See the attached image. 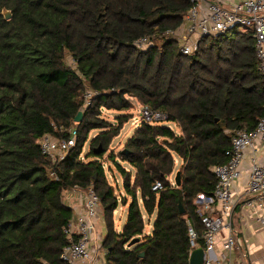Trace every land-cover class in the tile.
Instances as JSON below:
<instances>
[{
	"label": "trees",
	"instance_id": "1",
	"mask_svg": "<svg viewBox=\"0 0 264 264\" xmlns=\"http://www.w3.org/2000/svg\"><path fill=\"white\" fill-rule=\"evenodd\" d=\"M190 8L189 0H0V264H67L61 255L73 209L64 193L91 185L102 202L107 264H189L188 221L203 247L195 201L214 193L211 169L228 161L227 133L254 130L264 118V76L253 36L238 30L203 38L192 56L174 40L153 43L178 29ZM142 38L151 42L146 49L136 46ZM88 89L99 95L86 106ZM132 99L166 114L180 132L142 121L124 146L128 155L119 153L132 170L110 156L131 198L119 231V199L99 160L133 118ZM103 110L127 114L113 124ZM73 128L76 145L52 164L40 138L68 139ZM178 159L175 188L169 179ZM156 181L161 191L152 190ZM146 217L154 218L149 235Z\"/></svg>",
	"mask_w": 264,
	"mask_h": 264
},
{
	"label": "built area",
	"instance_id": "2",
	"mask_svg": "<svg viewBox=\"0 0 264 264\" xmlns=\"http://www.w3.org/2000/svg\"><path fill=\"white\" fill-rule=\"evenodd\" d=\"M191 8L185 16L182 25L166 32L171 40L179 43V50L184 56H192L198 50L200 41L206 37H219L229 35L233 31L250 34L255 41V52L258 70L264 76V0H189ZM151 42L142 38L136 42L139 49H146ZM73 67L76 61L72 59ZM95 91H86L84 99L86 106L91 99L98 96ZM85 106V107H86ZM142 119L148 123L168 121L163 112H156L143 106ZM231 135V147L226 151L228 161L212 167L217 182L212 195L201 194L195 201L197 214L204 228L201 239L205 253L203 264H244L231 261L232 253L242 246L240 239L232 231L233 214L240 200L235 189L236 182L242 177V166L248 150H251V166L247 174V189L244 195L249 196L246 207L257 215L259 221L264 223V159L258 156L257 142L264 146V118L260 119L254 130L247 128L228 132ZM77 130H69V138H59L53 134H45L39 140L42 154L51 160L52 164L65 159L68 152L76 145ZM51 176L58 179L55 173ZM170 177L172 187H177ZM178 188V187H177ZM163 185L156 181L152 190L161 191ZM71 190L80 193V204L73 211V217L64 228V234L69 244L64 248L61 260L67 264H93L91 251L96 241L97 223L102 216L101 198L93 185L86 189L74 187ZM189 224L190 255L200 248L199 234L191 221ZM228 230L225 251L221 257L216 256L215 248L219 234ZM103 246V245H102ZM100 247V249L102 248Z\"/></svg>",
	"mask_w": 264,
	"mask_h": 264
},
{
	"label": "crops",
	"instance_id": "3",
	"mask_svg": "<svg viewBox=\"0 0 264 264\" xmlns=\"http://www.w3.org/2000/svg\"><path fill=\"white\" fill-rule=\"evenodd\" d=\"M257 144L259 145L257 156L262 161L264 159V146L260 144V142H257ZM251 153V150L247 151L246 158L242 166V177L235 184L236 192L241 196L233 214L232 231L234 236L241 240L242 246L240 248H236L232 253L231 261L234 263L242 262L244 264H264V223L260 222L258 216L253 214L250 208L246 207V201L249 199V196L244 195L247 189L246 172L251 166ZM81 196L82 195L80 193L69 190L64 193V201L73 209V211H75L79 207ZM236 214L238 215L237 222H235ZM152 219H149V221ZM121 229L122 228H118L119 231H121ZM150 233L151 232L147 234L149 235ZM106 234L107 230L102 210V216H100L97 223L96 241L92 244L91 248L94 258L93 264H107L105 259L107 252L102 246ZM228 234L229 231L226 229L219 234L215 248V254L218 257L226 254L225 242ZM101 246L102 248L100 249Z\"/></svg>",
	"mask_w": 264,
	"mask_h": 264
},
{
	"label": "rangeland",
	"instance_id": "4",
	"mask_svg": "<svg viewBox=\"0 0 264 264\" xmlns=\"http://www.w3.org/2000/svg\"><path fill=\"white\" fill-rule=\"evenodd\" d=\"M167 39H171V37L161 35V39L157 38V40H153V43H155L156 45L162 46L163 41ZM177 46L179 47V43H177ZM67 64L70 66H73L71 56L67 57ZM87 91H92V90L88 89ZM132 102L134 104V108L128 113L132 114L133 118L130 119V121L124 125L120 135L113 140L112 145L110 146L108 152L104 155L103 158L99 160V162L103 165L108 182L114 187L116 196L119 199L118 209L116 210L114 214L115 224L118 228H122L127 221L131 198L126 195L124 188H123L122 177L117 171L116 165L112 161L110 156L111 155L115 156L114 158H115V162L117 165L122 166L128 171L132 170V167L127 162L122 161L121 158L119 157V153L124 149L126 142L133 135L136 127H138V125L141 124V122L143 121L142 115H141L143 106L140 105L135 99H132ZM125 114H127V112H116V111L103 110V116L106 119L110 120L113 124L116 123L117 117L121 115H125ZM159 124L164 127L172 128L176 130V132H180V129L176 123L164 121V122H160ZM97 134H98V131H93L90 134L89 142H91ZM89 142L84 149L85 155H87L89 152ZM177 161L179 162H176L174 174L172 175V178H171L174 182H175V176L181 167V161L179 159ZM122 197L127 198L128 204L126 206H124L121 203ZM237 218H238V215L236 214L235 222H237ZM152 224H153V219L149 221V218L146 217V232L147 233L152 231Z\"/></svg>",
	"mask_w": 264,
	"mask_h": 264
},
{
	"label": "water",
	"instance_id": "5",
	"mask_svg": "<svg viewBox=\"0 0 264 264\" xmlns=\"http://www.w3.org/2000/svg\"><path fill=\"white\" fill-rule=\"evenodd\" d=\"M2 15L4 16L5 20H10L12 18V12L10 10L7 9H3L2 10ZM83 116L84 113L82 111H80L77 116L75 117V123L79 124L82 122L83 120ZM98 152L102 153V149L101 147H99ZM122 155H128L127 150H122L121 151ZM175 184L177 187L181 186V172H177L176 176H175ZM179 208H180V212L181 214H184V209L183 206L181 204H179ZM233 222V221H232ZM140 239H134L132 240L129 244H128V248H131L132 246L136 245L137 243H139ZM144 254L142 253L140 255V257H143ZM204 258H205V253H204V249L203 248H197L195 249L189 258V264H203L204 263Z\"/></svg>",
	"mask_w": 264,
	"mask_h": 264
}]
</instances>
